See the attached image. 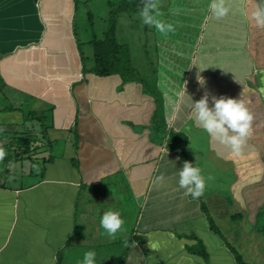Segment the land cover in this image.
I'll return each instance as SVG.
<instances>
[{
    "label": "crops",
    "instance_id": "0c3cea01",
    "mask_svg": "<svg viewBox=\"0 0 264 264\" xmlns=\"http://www.w3.org/2000/svg\"><path fill=\"white\" fill-rule=\"evenodd\" d=\"M260 2L226 0L216 19L211 0H160L176 27L165 37L142 23V0H127L136 11L115 16L114 39L144 90L87 71L85 49L106 29L78 36L77 0H0V264H83L88 251L95 264H149L151 253L150 264H204L183 250L190 235L207 264H234L223 242L241 257L240 239L254 246L264 227V28L251 19ZM243 91L252 133L237 157L196 123L192 102ZM169 132L186 137L188 162L198 158L200 201L178 185ZM108 210L124 221L115 238L100 225Z\"/></svg>",
    "mask_w": 264,
    "mask_h": 264
},
{
    "label": "clouds",
    "instance_id": "9594fccd",
    "mask_svg": "<svg viewBox=\"0 0 264 264\" xmlns=\"http://www.w3.org/2000/svg\"><path fill=\"white\" fill-rule=\"evenodd\" d=\"M209 9L216 19H223L231 10L226 0H211ZM139 15L143 24L154 27L162 36L166 37L169 33L174 34L176 31L173 23L163 19L160 0H142ZM251 19L257 27L264 28V0L255 5L251 12ZM198 82L203 86L202 79ZM211 101L212 107H209V94L205 92L199 100L192 102L196 123L213 140L230 148L234 156H240L247 139L251 136L253 121L244 91L239 98L212 96ZM5 155L4 148L0 147V161H3ZM197 164L196 157L195 165ZM195 165L184 161L183 167L178 172L179 187L186 189V195H190L194 200L204 194L206 187L202 169ZM158 179L163 180L164 177L161 175ZM123 224L124 221L118 211H105L100 219L101 227L111 238H115V234ZM95 257L94 251L84 253L83 264H95Z\"/></svg>",
    "mask_w": 264,
    "mask_h": 264
},
{
    "label": "trees",
    "instance_id": "16d2710c",
    "mask_svg": "<svg viewBox=\"0 0 264 264\" xmlns=\"http://www.w3.org/2000/svg\"><path fill=\"white\" fill-rule=\"evenodd\" d=\"M120 6L117 8L119 11H136L135 8H132L128 5L127 0H120ZM114 28H115V12H110L107 27L103 34V38L100 41H91L92 47V66L88 72L92 73L97 77H106L110 75H118L123 83L125 82H134L140 84L144 90H146L147 85L143 82L142 79L136 74V72L129 66L128 62V52L126 47L119 46L116 44L114 39ZM186 137L179 132H169L165 142V148L167 151H177L180 162L183 164L186 160L185 157V145ZM189 197L193 199L190 195ZM200 201V198L195 199ZM201 211L204 212L203 205L200 204ZM206 221L208 224L209 230L217 235L220 239L218 231L215 229L211 220L206 216ZM262 236L264 237V228L260 230ZM188 239L194 241L192 246H184L183 250L186 254L191 256H196L202 260L204 264H207V255L205 253L202 243L195 237L189 236ZM140 243V241H139ZM142 243V242H141ZM225 248L230 254L234 264H247L245 263L241 256L226 242H223Z\"/></svg>",
    "mask_w": 264,
    "mask_h": 264
},
{
    "label": "rangeland",
    "instance_id": "374dc122",
    "mask_svg": "<svg viewBox=\"0 0 264 264\" xmlns=\"http://www.w3.org/2000/svg\"><path fill=\"white\" fill-rule=\"evenodd\" d=\"M108 3V4H107ZM120 0H77V8H76V16H75V26L77 28L78 36L80 37L84 34L87 35L89 38H91V33L93 30V35L96 37L101 38V31H104L105 24H104V17L106 13L115 12V16L117 14H120L121 11L117 12V8L120 6ZM116 20V18H115ZM107 27V26H106ZM105 32V31H104ZM96 33V34H95ZM149 35L146 33V36ZM149 37V36H148ZM147 37V38H148ZM150 40V39H149ZM150 41L147 45H150ZM92 48L87 47L85 49L86 52L92 51ZM132 49V47H131ZM250 49L262 50L263 49V43L259 42L255 45H251ZM133 50V49H132ZM133 62L135 60L133 59ZM129 195V194H128ZM129 205V204H128ZM264 212V207L262 208ZM129 213H133L131 206L129 205L128 209ZM245 227H243V233L249 231L248 223L244 222ZM264 228V227H263ZM260 229L262 227L257 226L255 228L256 232L258 234L251 235L250 243L254 244V246H248L247 242L242 238L239 240V245L242 246V254L241 257L242 260L247 264H263V258H264V237L262 236ZM152 256V253L150 254ZM151 256L149 259V264L151 261Z\"/></svg>",
    "mask_w": 264,
    "mask_h": 264
}]
</instances>
